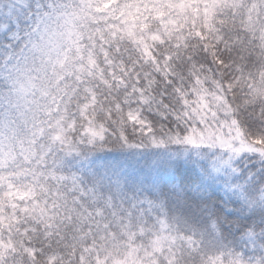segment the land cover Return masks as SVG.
<instances>
[{
  "label": "snow or ice",
  "instance_id": "1",
  "mask_svg": "<svg viewBox=\"0 0 264 264\" xmlns=\"http://www.w3.org/2000/svg\"><path fill=\"white\" fill-rule=\"evenodd\" d=\"M0 264H264V0H0Z\"/></svg>",
  "mask_w": 264,
  "mask_h": 264
}]
</instances>
